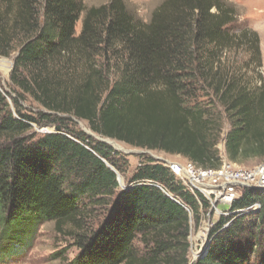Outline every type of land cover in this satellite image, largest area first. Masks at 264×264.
Listing matches in <instances>:
<instances>
[{
	"label": "trees",
	"instance_id": "trees-1",
	"mask_svg": "<svg viewBox=\"0 0 264 264\" xmlns=\"http://www.w3.org/2000/svg\"><path fill=\"white\" fill-rule=\"evenodd\" d=\"M238 18L228 0H165L149 21L126 0H0L18 113L0 91V250L53 223L79 249L62 264H191V220L208 201L149 156L120 187L125 157L73 125L219 168L228 123V160L263 162L260 36ZM26 97L38 112L21 110ZM44 125L55 129L29 134ZM228 210L193 264H264V189H243Z\"/></svg>",
	"mask_w": 264,
	"mask_h": 264
},
{
	"label": "rangeland",
	"instance_id": "rangeland-1",
	"mask_svg": "<svg viewBox=\"0 0 264 264\" xmlns=\"http://www.w3.org/2000/svg\"><path fill=\"white\" fill-rule=\"evenodd\" d=\"M109 0H84L87 6L100 5L107 3ZM131 10L142 20L149 21L154 10L165 0H126ZM233 3L239 12L238 25L239 27L249 26L259 33L260 46L262 51L263 66L261 71L264 77V0H228ZM78 32L81 30V21L77 26ZM13 57L0 56V91L7 97V101L10 104V110L15 116L17 113V106L13 102L14 93L11 88L10 74L13 67ZM20 108L23 112L28 114H34L38 112L39 108L31 98L26 97L20 102ZM74 128L86 132L91 135L92 131L89 129L85 121L75 120ZM54 126L44 125L42 127L35 126L29 133H35L37 136L54 131ZM229 130V124L226 123L224 132L217 144L220 155L222 158H227L225 149V136ZM92 136V135H91ZM95 139L102 141L106 140L102 136L94 135ZM116 142L117 146L113 143L110 144L113 149L125 157L128 161L127 169L125 172H118L119 186L124 187L129 183L132 174L137 167L146 159L147 156L157 160L158 156L168 157L173 160H181L179 155H170L162 151H150L138 148H132L124 143L112 140ZM104 142V141H103ZM107 143V142H106ZM228 159V158H227ZM183 162V161H181ZM262 163L259 159H249L241 163H237L239 166L251 168L257 164ZM109 165V164H108ZM111 167V165H109ZM228 207L223 204L217 205L218 209L213 207L211 210L202 212V218L199 224H197L196 218L191 220V237H190V250L189 258L190 262L194 258H198L208 241L209 232L211 227L218 221L221 215L228 212ZM106 215L105 207L99 209V212L94 220L95 225L99 226L102 219ZM1 230V228H0ZM140 249L143 248L141 243H137ZM56 253H61L62 256L56 259L54 256ZM79 249L73 245V241L68 236L59 235L54 229L53 223H44L39 226V229L35 233L33 240L26 241L23 238L15 239L9 242V244H2L0 250V264H62L64 260L71 261L77 254Z\"/></svg>",
	"mask_w": 264,
	"mask_h": 264
},
{
	"label": "built area",
	"instance_id": "built-area-1",
	"mask_svg": "<svg viewBox=\"0 0 264 264\" xmlns=\"http://www.w3.org/2000/svg\"><path fill=\"white\" fill-rule=\"evenodd\" d=\"M180 158L181 160H173L158 156L157 160L175 175L186 190L204 197L210 205V210L213 207L218 209L217 205L220 203L230 206L245 188L264 189V161L246 168L225 157L222 158L221 167L203 168L184 157ZM160 188L173 200L178 201L164 187Z\"/></svg>",
	"mask_w": 264,
	"mask_h": 264
},
{
	"label": "water",
	"instance_id": "water-1",
	"mask_svg": "<svg viewBox=\"0 0 264 264\" xmlns=\"http://www.w3.org/2000/svg\"><path fill=\"white\" fill-rule=\"evenodd\" d=\"M92 136H94L95 134L92 132V133H90ZM106 140H104V139H102V141H104V142H107V143H113V144H115L116 146H117V144H116V142H114V141H112V142H110V140H112V139H109V138H105ZM196 259H197V257L196 258H194V260L193 261H191V264H193L195 261H196Z\"/></svg>",
	"mask_w": 264,
	"mask_h": 264
},
{
	"label": "bare ground",
	"instance_id": "bare-ground-1",
	"mask_svg": "<svg viewBox=\"0 0 264 264\" xmlns=\"http://www.w3.org/2000/svg\"><path fill=\"white\" fill-rule=\"evenodd\" d=\"M110 142H112V140H110Z\"/></svg>",
	"mask_w": 264,
	"mask_h": 264
}]
</instances>
